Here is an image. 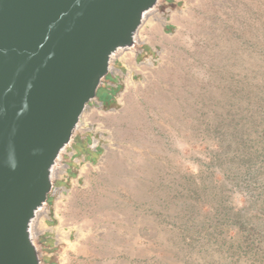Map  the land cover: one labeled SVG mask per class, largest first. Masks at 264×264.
Instances as JSON below:
<instances>
[{
    "label": "rangeland",
    "instance_id": "1",
    "mask_svg": "<svg viewBox=\"0 0 264 264\" xmlns=\"http://www.w3.org/2000/svg\"><path fill=\"white\" fill-rule=\"evenodd\" d=\"M55 169L41 264H264V0H161Z\"/></svg>",
    "mask_w": 264,
    "mask_h": 264
},
{
    "label": "water",
    "instance_id": "2",
    "mask_svg": "<svg viewBox=\"0 0 264 264\" xmlns=\"http://www.w3.org/2000/svg\"><path fill=\"white\" fill-rule=\"evenodd\" d=\"M161 0H0V264H41L52 170Z\"/></svg>",
    "mask_w": 264,
    "mask_h": 264
},
{
    "label": "crops",
    "instance_id": "3",
    "mask_svg": "<svg viewBox=\"0 0 264 264\" xmlns=\"http://www.w3.org/2000/svg\"><path fill=\"white\" fill-rule=\"evenodd\" d=\"M109 79H110V83H109L108 87L105 88V90H104L106 92L112 90L113 87H117V86H115V84H116L115 80L112 78H109ZM106 92H103V95L100 97L99 103L102 105H104V103H106L110 99V95ZM77 150L81 151V149H79L78 147H77Z\"/></svg>",
    "mask_w": 264,
    "mask_h": 264
},
{
    "label": "bare ground",
    "instance_id": "4",
    "mask_svg": "<svg viewBox=\"0 0 264 264\" xmlns=\"http://www.w3.org/2000/svg\"><path fill=\"white\" fill-rule=\"evenodd\" d=\"M154 11H155V10L149 12L148 14H149V15H150V14H153ZM55 172H56V169L53 168V170H52L53 175H55ZM39 214H40V213L37 214L36 219H37V217L39 216ZM35 225H36V220H34V221L31 223V225H30V227H31V233H32V234L35 233Z\"/></svg>",
    "mask_w": 264,
    "mask_h": 264
}]
</instances>
